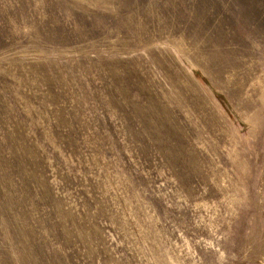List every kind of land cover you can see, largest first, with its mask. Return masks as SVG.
<instances>
[{
  "label": "rangeland",
  "instance_id": "rangeland-1",
  "mask_svg": "<svg viewBox=\"0 0 264 264\" xmlns=\"http://www.w3.org/2000/svg\"><path fill=\"white\" fill-rule=\"evenodd\" d=\"M0 264H264V0H0Z\"/></svg>",
  "mask_w": 264,
  "mask_h": 264
}]
</instances>
